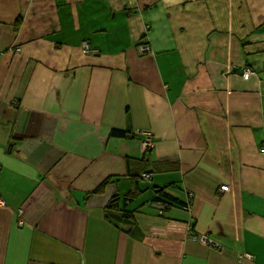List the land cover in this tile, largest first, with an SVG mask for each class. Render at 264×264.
Masks as SVG:
<instances>
[{
    "label": "crops",
    "instance_id": "crops-1",
    "mask_svg": "<svg viewBox=\"0 0 264 264\" xmlns=\"http://www.w3.org/2000/svg\"><path fill=\"white\" fill-rule=\"evenodd\" d=\"M263 146L264 0H0V264H264Z\"/></svg>",
    "mask_w": 264,
    "mask_h": 264
},
{
    "label": "trees",
    "instance_id": "trees-1",
    "mask_svg": "<svg viewBox=\"0 0 264 264\" xmlns=\"http://www.w3.org/2000/svg\"><path fill=\"white\" fill-rule=\"evenodd\" d=\"M111 136H115V137H120V138H127L129 137V135L127 134V132L125 131H120V130H112L111 131ZM150 149H148L149 151ZM141 164H143L145 162V158H141V160H139ZM148 164H146L147 166ZM146 174H150L148 171H146V169H143L142 175H138L136 177V181H134V185L133 188L130 192V196L131 199L132 198H136L139 196V188L137 187L138 184V179L139 177L144 179V175ZM141 178V179H142ZM151 179V178H150ZM107 181H105L101 186H99L96 190L95 193L101 192L104 188V186L107 184ZM161 193H165L164 191H162ZM119 197L117 195L113 196V198L110 200V202L108 203V206L106 207L105 210V216L107 219H109L110 222H112L115 226L120 228V224H127V225H131L134 223L133 217H134V213L133 211H127L124 210V208L120 207L119 204ZM158 202H161V207L160 210L163 212L167 206L169 205H178L180 204L177 200L169 197L168 195L165 194H161V196H158L156 199ZM155 200V201H156ZM189 202V201H188ZM188 202H183L184 205L186 207H188Z\"/></svg>",
    "mask_w": 264,
    "mask_h": 264
},
{
    "label": "built area",
    "instance_id": "built-area-1",
    "mask_svg": "<svg viewBox=\"0 0 264 264\" xmlns=\"http://www.w3.org/2000/svg\"><path fill=\"white\" fill-rule=\"evenodd\" d=\"M83 49H84L85 53L90 51L88 43L83 44ZM140 50L145 51L146 47L141 46ZM253 74H254L253 71H251L250 69H245L244 78L249 79V77L252 76ZM153 146H154V140L152 139L151 136H147L144 143H143V150L146 152V151H148V149H152ZM262 152L264 153V146L262 148ZM144 178L150 179L151 175L146 174V175H144ZM228 188H229L228 186H223V187H221V191H228ZM2 204H3V202H2ZM22 223L23 222L20 221V224H22ZM194 239H195V237H194ZM202 242L212 244V242L209 239H207V237H205V236L202 238ZM252 259H253V256L249 253H246V254H243L240 256V260L252 261Z\"/></svg>",
    "mask_w": 264,
    "mask_h": 264
}]
</instances>
